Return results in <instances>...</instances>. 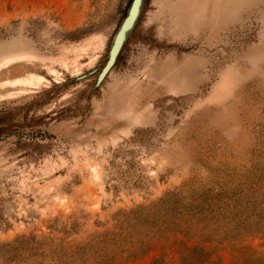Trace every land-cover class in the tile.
Listing matches in <instances>:
<instances>
[{
    "label": "rangeland",
    "instance_id": "1",
    "mask_svg": "<svg viewBox=\"0 0 264 264\" xmlns=\"http://www.w3.org/2000/svg\"><path fill=\"white\" fill-rule=\"evenodd\" d=\"M132 2L0 0V264H264V0H145L96 87Z\"/></svg>",
    "mask_w": 264,
    "mask_h": 264
},
{
    "label": "trees",
    "instance_id": "2",
    "mask_svg": "<svg viewBox=\"0 0 264 264\" xmlns=\"http://www.w3.org/2000/svg\"><path fill=\"white\" fill-rule=\"evenodd\" d=\"M108 236L109 234H103L101 236L96 237V239H99L98 242H96V239H95L86 245L83 243L70 244L67 246V248L64 245V242H65L64 241L63 244H61V249H64L65 251L66 250L69 251V254H65L64 258H67V260L72 264H80V263L83 264V262H86L87 260L89 261L95 260L92 258V254L98 255L99 253L98 256L101 257V260L106 261L107 259L111 258L109 254L105 253L104 255H100L102 253V250L98 251V253H93V249H95L100 244L106 243L105 241H107ZM149 249H150L149 247L144 246L137 251L122 250L121 252L126 251L128 255L125 258V260L130 261V260H136L137 258H140L146 255ZM180 252L182 256V264H191L193 261H195V258L192 256L193 250L183 245L180 247ZM118 256H120V254H118ZM208 264H211V263H208Z\"/></svg>",
    "mask_w": 264,
    "mask_h": 264
},
{
    "label": "water",
    "instance_id": "3",
    "mask_svg": "<svg viewBox=\"0 0 264 264\" xmlns=\"http://www.w3.org/2000/svg\"><path fill=\"white\" fill-rule=\"evenodd\" d=\"M145 0H133L131 7L128 11L127 17L123 21L110 49L108 61L104 68L101 70L100 75L97 80L96 87H100L107 77L110 75L112 70L115 68L118 59L129 39L130 34L135 29L140 16L143 11ZM134 9V14H133ZM131 15V19H130ZM91 73L90 75H92ZM86 78V77H83Z\"/></svg>",
    "mask_w": 264,
    "mask_h": 264
},
{
    "label": "snow or ice",
    "instance_id": "4",
    "mask_svg": "<svg viewBox=\"0 0 264 264\" xmlns=\"http://www.w3.org/2000/svg\"><path fill=\"white\" fill-rule=\"evenodd\" d=\"M133 14H134V9H133ZM130 19H131V15H130Z\"/></svg>",
    "mask_w": 264,
    "mask_h": 264
}]
</instances>
